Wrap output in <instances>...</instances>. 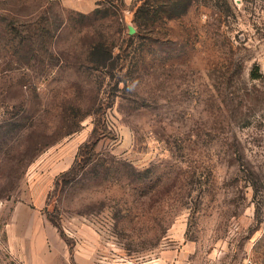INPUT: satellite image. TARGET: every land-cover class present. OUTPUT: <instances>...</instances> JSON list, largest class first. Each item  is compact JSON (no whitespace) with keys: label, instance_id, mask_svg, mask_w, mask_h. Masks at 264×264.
I'll use <instances>...</instances> for the list:
<instances>
[{"label":"rangeland","instance_id":"rangeland-1","mask_svg":"<svg viewBox=\"0 0 264 264\" xmlns=\"http://www.w3.org/2000/svg\"><path fill=\"white\" fill-rule=\"evenodd\" d=\"M145 1L0 0V264H264V0Z\"/></svg>","mask_w":264,"mask_h":264},{"label":"trees","instance_id":"trees-1","mask_svg":"<svg viewBox=\"0 0 264 264\" xmlns=\"http://www.w3.org/2000/svg\"><path fill=\"white\" fill-rule=\"evenodd\" d=\"M187 1L188 0H153L150 2L145 1L135 11L134 23L140 27V25H142L141 19L145 15L146 19L153 18L154 15H157L160 11L164 12L165 8L170 10V15H166V17L171 18L178 16L182 13L184 9H186ZM140 34L141 32L139 31L137 35ZM88 57L91 59L92 62L96 61L98 62V64L104 65L105 62L112 57V53L104 45L96 43L91 45L90 50L88 51Z\"/></svg>","mask_w":264,"mask_h":264},{"label":"crops","instance_id":"crops-1","mask_svg":"<svg viewBox=\"0 0 264 264\" xmlns=\"http://www.w3.org/2000/svg\"><path fill=\"white\" fill-rule=\"evenodd\" d=\"M30 223H32L31 221H30ZM25 230H26V232H28V233H31L32 231H36V232H39L40 234H43V235H45V236H47L48 238H46L45 237V239L47 240H49V242L51 243V242H56L57 241V239H58V234H57V232H56V229L49 223V221H45V225L44 226H40L39 224H37V225H27L26 227H25ZM44 238H39L38 240H39V242H45L44 240H45Z\"/></svg>","mask_w":264,"mask_h":264}]
</instances>
